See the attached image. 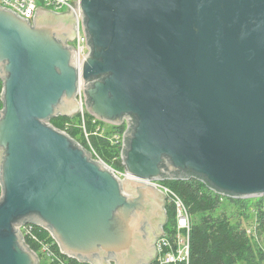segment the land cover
<instances>
[{"label": "water", "instance_id": "obj_1", "mask_svg": "<svg viewBox=\"0 0 264 264\" xmlns=\"http://www.w3.org/2000/svg\"><path fill=\"white\" fill-rule=\"evenodd\" d=\"M77 16L0 5V264H40L21 226L46 228L89 264H149L167 195L151 181L201 178L264 196V0H81ZM88 113L119 126L126 176L50 123Z\"/></svg>", "mask_w": 264, "mask_h": 264}, {"label": "trees", "instance_id": "obj_2", "mask_svg": "<svg viewBox=\"0 0 264 264\" xmlns=\"http://www.w3.org/2000/svg\"><path fill=\"white\" fill-rule=\"evenodd\" d=\"M3 80L0 77V109L3 108L2 100ZM88 125L91 130L95 128L90 123L92 115L87 113ZM79 115L63 116L59 115L50 120V123L57 128L63 129L66 122L71 126L68 132L79 139H82L81 128L78 126ZM115 128V127H114ZM91 141L97 149L99 155L105 162L114 168L124 170L122 160L114 157L116 147L112 145L104 136L92 134ZM83 145V144H82ZM85 147V146H84ZM177 173L175 177H165L162 180L166 185L177 192L189 208L191 214V255L189 264H264V247H259L251 240L247 233V228L241 224L239 218L232 220L234 212H230L229 207L223 204V196L228 204L237 207V212L245 218L254 215V226L258 235L264 236V196L256 198H232L212 189L201 178L186 173L182 177ZM168 219L165 225L167 232H173L176 213L174 205L167 203ZM33 225L37 236H50V232L42 226ZM26 242L33 249H38L37 242L25 237ZM52 240V239H51ZM55 252L63 263L58 260L42 258L40 264H89L64 255L57 243L53 246Z\"/></svg>", "mask_w": 264, "mask_h": 264}, {"label": "built area", "instance_id": "obj_3", "mask_svg": "<svg viewBox=\"0 0 264 264\" xmlns=\"http://www.w3.org/2000/svg\"><path fill=\"white\" fill-rule=\"evenodd\" d=\"M81 0H0V5L9 8L16 12L18 15L32 20L36 11L39 8H47L57 12H69L73 11L77 16V36L75 40L71 43L76 49L79 62L85 57L88 52L87 40L84 30L82 28V19L80 16ZM80 100L82 103L81 112L79 113L80 121L78 126H80L82 139L76 138L86 149H88L92 156L109 167H111L119 176H126L124 170H119L114 168L112 165L108 164L99 155L97 149L94 147L91 141V135L96 134L104 136L108 141L116 147L115 158L119 157L122 160V145L125 137V132L128 130L129 123L128 118L125 117L121 125L116 126L100 120L92 115L90 123L95 126L93 130L89 128L87 110L84 105L83 92L80 91ZM71 123L66 122L63 125V129L68 132ZM106 126H111L112 129H107ZM115 127V128H114ZM158 188L163 190L167 195V203L174 205L176 219L173 226V232L166 233L159 238L157 241V257L149 264H189L191 255V214L188 206L182 199V197L175 192L171 187L166 185L163 181H151ZM1 190V189H0ZM1 193V191H0ZM21 232L24 237L30 238L37 242L38 249H34L40 257L49 260L58 259L62 263L63 261L55 252L53 246L55 245V240L50 236L40 237L34 232L33 225L30 223L21 226ZM247 233L250 235H256V227L247 228ZM52 239V240H51Z\"/></svg>", "mask_w": 264, "mask_h": 264}, {"label": "rangeland", "instance_id": "obj_4", "mask_svg": "<svg viewBox=\"0 0 264 264\" xmlns=\"http://www.w3.org/2000/svg\"><path fill=\"white\" fill-rule=\"evenodd\" d=\"M106 128L108 129H112L111 128V126H106ZM0 189H1V187H0ZM1 191V190H0ZM223 204H225V206H227V207H229V211L232 213V212H234L235 213V215H233V217H232V220L234 221V220H237L238 218H239V220L241 221V224L244 226V227H246V228H249V227H253L255 224H254V215H251V217L250 218H245L243 215H240L238 212H237V207L236 206H234L233 204H228V202H227V199L223 196V202H222ZM251 235V234H250ZM251 240H253L254 242H256L257 243V245L259 246V247H264V236H261V235H258L257 234V236L255 235H253V236H251Z\"/></svg>", "mask_w": 264, "mask_h": 264}, {"label": "flooded vegetation", "instance_id": "obj_5", "mask_svg": "<svg viewBox=\"0 0 264 264\" xmlns=\"http://www.w3.org/2000/svg\"><path fill=\"white\" fill-rule=\"evenodd\" d=\"M50 10H51V9H50ZM53 11H54V10H53ZM56 12H57V11H56ZM61 13H65V12H61ZM69 43L71 44V43H72V41L70 40V41H69Z\"/></svg>", "mask_w": 264, "mask_h": 264}]
</instances>
